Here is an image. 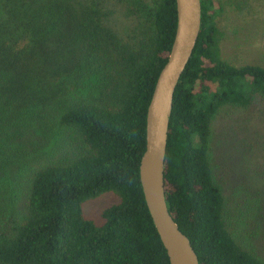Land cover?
Listing matches in <instances>:
<instances>
[{"label": "trees", "instance_id": "16d2710c", "mask_svg": "<svg viewBox=\"0 0 264 264\" xmlns=\"http://www.w3.org/2000/svg\"><path fill=\"white\" fill-rule=\"evenodd\" d=\"M125 2L150 28L134 44L106 25L103 0H0V264H170L140 162L177 4ZM201 2L174 95L166 198L199 264H264L234 234L211 156L217 117L264 95V67L222 58L223 2ZM107 192L118 199L98 222L84 203Z\"/></svg>", "mask_w": 264, "mask_h": 264}, {"label": "rangeland", "instance_id": "374dc122", "mask_svg": "<svg viewBox=\"0 0 264 264\" xmlns=\"http://www.w3.org/2000/svg\"><path fill=\"white\" fill-rule=\"evenodd\" d=\"M106 25L124 42L134 44L149 32L145 17L125 0H103ZM216 18L224 60L235 66L264 67V0H222ZM215 179L225 191L234 234L243 247L264 259V95L245 108H230L217 117L211 151ZM111 192L84 203L85 214L102 220L103 210L116 202Z\"/></svg>", "mask_w": 264, "mask_h": 264}, {"label": "water", "instance_id": "95a60500", "mask_svg": "<svg viewBox=\"0 0 264 264\" xmlns=\"http://www.w3.org/2000/svg\"><path fill=\"white\" fill-rule=\"evenodd\" d=\"M174 41L148 106L146 149L140 162V180L147 207L170 264H199L190 238L170 212L165 191V162L176 88L191 60L202 27L201 0H176Z\"/></svg>", "mask_w": 264, "mask_h": 264}]
</instances>
